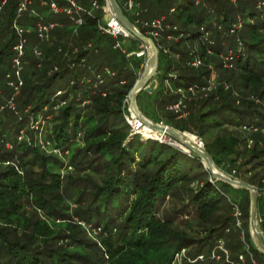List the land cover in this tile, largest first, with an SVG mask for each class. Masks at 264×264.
Instances as JSON below:
<instances>
[{
  "label": "trees",
  "instance_id": "1",
  "mask_svg": "<svg viewBox=\"0 0 264 264\" xmlns=\"http://www.w3.org/2000/svg\"><path fill=\"white\" fill-rule=\"evenodd\" d=\"M2 1L0 66L9 59L12 62L15 55L19 35L13 25L21 0H7L3 6ZM53 1L60 6L67 4L66 0ZM75 1L84 10L80 14L81 25L66 14H52L38 0H33L29 11L18 19L19 25L30 30L25 34L26 72L19 110L30 109L21 117L12 113L7 118L3 115L7 111L0 114V264H171L174 254L183 249H188L193 259L207 254L204 261L185 264H230L210 258L221 239L232 252L233 261L245 253L248 244L255 258L264 263V254L254 245L249 230V191L213 179L193 153L154 139L143 142L142 135L132 133L125 120L124 103L139 79L136 71L144 65L145 57L127 58L114 49L116 40L98 30L99 23L107 17L102 8L105 0ZM95 1L98 9L93 8ZM143 1L136 0L138 4ZM236 3L201 0L195 5L190 0H173L167 9L140 13L144 21L166 16L178 31L163 35L183 34L178 42L155 38L140 30L153 38L160 50L161 80H170L176 89L185 92L193 88L188 92V100L194 94L197 96L193 103L186 100L190 115L181 120L168 109L180 95L165 93L163 89L156 92L158 97L163 95L159 106L180 121L174 128L201 138L216 167L242 175V182L263 193L264 0ZM119 5L134 22L123 2ZM173 8L175 12L171 13ZM240 16L243 28L231 34ZM40 20L55 24L47 43L37 35L36 24ZM207 34L210 37L205 39ZM132 41L134 50L143 45ZM35 50L42 52L40 60L35 58ZM222 55H231L232 69H225L224 61H220ZM196 57L202 60L200 68L190 65ZM105 68L116 75H107ZM213 73L218 75V81L208 91ZM98 74H103L105 83L95 88ZM89 79L92 83L87 82ZM144 93L148 92L141 91L137 102ZM83 99L89 106L80 107ZM46 109L54 115V127L46 133L45 140L67 154L72 142L82 140L84 146L76 150L70 162L76 172L85 170L101 175V184L90 177H63L52 172L49 160H59L43 155L32 142L19 139L31 120L45 116ZM232 128L254 134L244 138ZM7 144H11V149L6 148ZM194 184L197 186L193 187ZM167 199H187L184 206L195 209L208 236L190 238L176 230L168 217L160 218ZM69 201L77 206L72 213L64 211L68 204L72 205ZM25 204L31 206V216L26 214ZM234 205L242 211L241 228L233 217ZM42 214L70 221L77 217L89 227L101 230V245L87 241L86 232L75 222L69 227L68 243L62 245L66 235L49 228ZM258 215L264 236L263 196H259ZM238 251L241 252L235 257Z\"/></svg>",
  "mask_w": 264,
  "mask_h": 264
},
{
  "label": "rangeland",
  "instance_id": "2",
  "mask_svg": "<svg viewBox=\"0 0 264 264\" xmlns=\"http://www.w3.org/2000/svg\"><path fill=\"white\" fill-rule=\"evenodd\" d=\"M136 1V0H135ZM175 1V0H174ZM232 4H237V3H233L231 0H229ZM173 2V0H144L143 3H139L137 6V10L140 11L141 14H144L147 11H150V13H154L157 12L160 8V10L162 8L167 9L168 4ZM201 2V1H200ZM136 3V2H135ZM161 3V5H160ZM160 5V6H159ZM146 14V13H145ZM147 18H151L153 15H145ZM241 17V16H240ZM104 19H107V17L105 16ZM150 21V20H148ZM215 25V24H214ZM209 35L205 36V39L209 38ZM119 42L122 46V48L126 49L128 51V56H126L127 58L131 59L134 58V49L129 46V44L127 43V39L121 37L119 38ZM174 42V41H173ZM144 45V44H143ZM145 50L147 52V55L145 57V63L143 65V67L141 68V71L138 70L136 71L137 73V77L140 79V77L142 76V73L144 71L145 65L147 63L148 60V55H149V49L147 47V45H144ZM144 47L138 48V50L136 52L140 53L141 50L140 49H144ZM122 53V50H119ZM35 58L37 60H40L42 58V55H38L37 53H34ZM225 56H220V61H224V63L226 62L225 60ZM41 69V68H40ZM225 69H232L229 67H225ZM10 73L13 72V67H12V62L11 59L6 61V64L0 66V114H3L5 111L6 114H3L4 116H6L7 118L12 116V113H14L15 117H21L22 113H29V109L30 108H26L23 112H21L19 109V100L20 97L22 95V91L24 88V84L21 87V92L20 94H18L17 96H14V92L12 91V89L10 88V86L8 85V77H5L6 73ZM23 74L24 72H26V67L24 66L23 68ZM7 73V74H8ZM160 77H162V74L157 70L156 75L152 78L151 80V87L155 90L154 93H144L140 96L137 105L138 108L140 109V112L146 117L149 116L152 119H157V120H152L156 123L159 124H163L164 126H168L170 129H173L175 131H178L180 133H182L183 135H185L188 139L192 140L193 142H197L198 140V136L193 135L189 132H182L176 128H174V126L180 124V121L177 120L176 118L172 117V114L166 110L165 108L159 106V102L160 99L163 95H161L160 97L157 96L156 92L160 91L159 88V79H161ZM176 77V76H175ZM218 78L217 74H212V80L211 83L216 85V79ZM138 79V80H139ZM166 80V79H165ZM161 81L160 83L163 84V91L166 93L167 91H170L171 95L172 94H176V95H180L181 98H183V96L185 97L186 100H188V92L183 91L178 93V89L175 88L174 83L170 80L167 81ZM109 80L107 79V82ZM23 83H24V79H23ZM162 87V85H161ZM174 91V92H173ZM129 96V95H128ZM191 100H188L190 103H193L192 99L196 100L197 96L196 95H192L191 96ZM79 99V97H78ZM79 100H82V98H80ZM10 101H12V104H10ZM89 106V102L86 101V99H83L82 104H80V107H87ZM129 107L127 106L126 110L128 111ZM45 116H43L42 114L38 117L37 121H30L28 124V128L25 129V133L22 134V132L18 135L19 139L24 141H28V142H32L34 145L38 146L41 151L42 154L47 156V157H53L56 160H59V163L57 161H55L54 159H50L49 160V167L51 169L52 172L54 173H60L61 176L63 175V177L70 175V176H81L83 178L85 177H90L92 178L95 182H97L98 184H101L102 181V177L101 175H98L97 173H92L91 171H85L82 170L80 172H76L73 167V165L71 164L70 160L72 158L73 155H75V152L78 148L83 147L84 144L81 143L82 140H77L76 142H72V145H70V152L67 154L66 152H62L60 149L54 147L52 145L51 142L45 140L46 138V133L47 135L49 133H51L53 127H54V115L52 116L51 114H49L48 110L46 109L44 112ZM172 117V118H171ZM148 118V117H147ZM149 119V118H148ZM151 120V119H150ZM160 121V122H157ZM27 130H30L31 133H27ZM233 131H238V130H234L233 128L231 129ZM49 131V133H48ZM242 132H244V130H241ZM143 132V136L142 137V141L146 142L145 140H149V139H154L157 140L161 143H166L171 145L174 148H178L180 150H182L183 152H185L184 149H182L180 146L175 145L174 143L171 142V140L169 138H167L166 136H159L157 133L155 132H150V134H148V129L144 128ZM239 132L240 134H242L244 136V138H250L249 136L251 134H254L252 131L250 130H245V133ZM23 135V136H22ZM22 136V138H21ZM25 137V139L23 138ZM80 141V142H79ZM48 143V144H47ZM82 144V145H80ZM9 145V146H8ZM254 145V140L251 144V147L249 146L248 148L251 149ZM7 149H11V144H7L6 146ZM215 166V165H214ZM215 168L231 177L232 179L236 180V181H241L242 175H238V173L235 174V172H231L228 173V170H226L225 167H216ZM251 175L248 174L247 178H250ZM217 181V180H216ZM242 182V181H241ZM264 183V181H263ZM80 187H82L83 182H80ZM89 185H92V183H89ZM197 184H194L193 187H196ZM235 188V187H234ZM236 189H240V188H236ZM259 196H263L264 197V192L263 193H259ZM68 204L69 208L68 209H64L65 212H69L72 213L77 206L73 203V201H69ZM187 203V199L184 201H179L177 200H173V199H167L164 202V206L161 208V212L159 213V217H168L172 222H173V226L175 227L176 230L180 231V232H185L187 233L188 237L193 238V239H200L203 237H207L208 234L204 231L205 229V224L202 223L198 218H197V214L195 209L192 206H184V204ZM25 210L28 211L26 214L29 216L32 215L31 213V206H28V204H25ZM72 215V214H70ZM42 220L43 222L52 230H54L55 232H61V234L66 235L65 237H63L61 240V244L62 245H66L68 243V239H66V237H69L70 234L69 232H71L70 228L72 225L71 223H77L79 226H81L84 231L86 232L87 236L86 239L87 241L90 240L92 242L98 243V245L100 244L101 241V237L102 236V232L101 230H96L93 229L92 227H89L88 224H86L84 221L79 220L77 217L74 216V218H72V220L70 221V219H64V218H51V217H46V215L42 214ZM23 220V219H21ZM259 223H260V219H259ZM210 227V226H209ZM94 230V231H93ZM101 245V244H100ZM76 249H80V248H76ZM241 251H238L235 253V257L238 256V254ZM207 254H204V256H206ZM205 259V258H204ZM194 259L192 257H190L188 255V249H183L182 251H180L179 256L177 257V253L174 254V260L173 263L171 262V264H185L187 262L189 263H195L193 262ZM199 261H204L203 259H200Z\"/></svg>",
  "mask_w": 264,
  "mask_h": 264
},
{
  "label": "built area",
  "instance_id": "3",
  "mask_svg": "<svg viewBox=\"0 0 264 264\" xmlns=\"http://www.w3.org/2000/svg\"><path fill=\"white\" fill-rule=\"evenodd\" d=\"M42 6L48 7L50 12L54 15H61L66 14L69 16V18L77 25H81L83 23L82 18L80 17V14L84 12V10L79 7L75 0H66L65 6H60L57 2L53 0H38ZM195 3V5H199L201 0H190ZM233 3H236L237 0H231ZM7 0L2 1V6L5 5ZM33 5V0H21L18 9H17V18L14 21V29L16 30L17 34L19 35V42L14 48L15 55L12 59V67L13 72L8 73L6 76L8 77V85L14 92V96H17L21 92V87L23 86V68L25 66V60H26V45L28 43L27 37H25V34L30 33V30L24 29L21 25L18 23V19L21 18V16L28 12L30 7ZM124 9L132 16V19L134 22H132L128 17V19L139 29H144L147 34L155 37V38H165L168 41H174L178 42L180 39L184 37L183 34H177L172 35L168 34L166 37H164V33L170 32V31H178V28L176 26H172L167 22V17L162 16L160 18H156L150 21H144L140 19V12L136 9L135 3L133 0H126L123 4ZM93 8L98 9L99 4L95 1L93 3ZM107 14V19H104L101 21L98 25V30L105 36H110L113 39L116 40V43L114 45V49L116 50H122V53L126 56H128V51L124 48H122L119 38L123 37L125 39H135L133 35L128 32L123 25L119 22L117 17L111 12L109 7L107 5L102 7ZM175 12V8L171 9V13ZM33 15L38 16V13L35 11L32 12ZM243 19L241 17H238L234 25L231 29V34H235L238 31H240L243 28ZM55 24L52 23H46L42 20L38 21L36 24V31L38 38L42 42H49L50 41V33L54 29ZM221 29V27H219ZM209 35V34H207ZM91 47V45H89ZM144 47V45H142ZM141 52H135L134 55L138 58L146 57L147 52L144 49H140ZM35 53L38 55H41L42 52L40 50H35ZM231 54V53H230ZM231 55L229 57H226L225 65L224 67L231 68L232 65L229 64V61L231 60ZM194 68H200L202 66V60L196 57L190 64ZM105 73L109 76H115L116 73L112 72L111 70L105 68ZM97 82L93 84V86L96 88L99 85H104L105 80L103 78V74L96 75ZM92 79L87 80L88 83H92ZM215 85L211 83V86L207 88L208 91H211ZM184 90L179 89L178 93L183 92ZM193 91V88L188 90ZM60 94V93H59ZM103 96H105V92L102 93ZM195 95V94H194ZM10 104H12V101H10ZM127 106L129 107L128 111L126 110ZM124 109H125V120L127 124L130 126L133 134L138 135H144L143 130L145 127H147L141 119H139L134 111L132 110L131 103H130V96L127 97L124 103ZM168 109L177 116V119H188L190 115V111L188 109V105L186 103V99L183 96V98H178L177 101L171 103L168 106ZM161 125H163L161 123ZM164 126V125H163ZM150 128V127H149ZM148 128V129H149ZM256 131V129L254 130ZM264 132V130H263ZM22 134H24V131H22ZM23 136V135H22ZM21 136V138H22ZM144 137V136H143ZM252 142H250L251 144ZM48 144V143H47ZM197 144L205 149V145L201 138H198ZM9 146V145H8ZM187 152V151H185ZM190 154V152H187ZM233 217L236 220V226L238 228L242 227V211L238 205H234L233 207ZM179 256V253H177V257ZM205 256H199L198 258L194 259L193 262H197L200 259H204ZM210 258L212 260H215L217 262L225 261L230 264H264L262 262H259L254 254L252 253L250 246L248 244H245V253H242L238 256L237 261L232 260V252L227 247L225 240L221 239L218 241L216 247L211 252Z\"/></svg>",
  "mask_w": 264,
  "mask_h": 264
},
{
  "label": "water",
  "instance_id": "4",
  "mask_svg": "<svg viewBox=\"0 0 264 264\" xmlns=\"http://www.w3.org/2000/svg\"><path fill=\"white\" fill-rule=\"evenodd\" d=\"M107 7L110 8L111 12L117 17L119 22L123 25V27L130 32L135 40L147 45L149 48V55L148 60L145 65L144 71L142 76L139 80H137L135 86L131 90L130 96V103L132 110L136 114V116L143 121V123L152 129L156 130H163L168 131L170 140H173L178 146L184 149L187 152L193 153L194 155L198 156L204 166L208 169L211 173L212 178L225 182L235 188L245 189L250 193V219H249V230L251 234L252 241L256 248L264 254V236L262 231L260 230V223H259V215H258V200H259V190L255 186L250 184L236 181L231 177L219 172L212 162L211 157L207 154L205 149L201 148L197 142H188L185 139V136L173 129H170L168 126H163L159 123H156L146 116H144L137 105V96L141 91H147L148 93H154V89L151 87V80L156 75L158 66H159V56L160 50L155 43L154 39L148 37L142 31L137 28L122 12V9L116 0H105ZM148 140V139H147Z\"/></svg>",
  "mask_w": 264,
  "mask_h": 264
},
{
  "label": "bare ground",
  "instance_id": "5",
  "mask_svg": "<svg viewBox=\"0 0 264 264\" xmlns=\"http://www.w3.org/2000/svg\"><path fill=\"white\" fill-rule=\"evenodd\" d=\"M110 9V8H109ZM149 49V48H148ZM150 51V50H149ZM145 128H149V127H145ZM150 132H155V133H157L159 136H156V137H159L160 138V135L161 136H166L167 138H169L170 139V137H169V133H168V131L166 132V131H163V130H156V129H152V128H149L148 129V134H150ZM185 136V135H184ZM185 139H187L186 141H188V142H193L192 140H190V139H188L186 136H185ZM158 140V139H157ZM198 140V139H197ZM171 142L172 143H174V141L173 140H171ZM193 143H196V142H193ZM175 145H177L176 143H174Z\"/></svg>",
  "mask_w": 264,
  "mask_h": 264
},
{
  "label": "crops",
  "instance_id": "6",
  "mask_svg": "<svg viewBox=\"0 0 264 264\" xmlns=\"http://www.w3.org/2000/svg\"><path fill=\"white\" fill-rule=\"evenodd\" d=\"M124 1H126V0H117V2H118V4H120V3H122L123 2V4H124ZM134 1V3L136 2L135 0H133ZM105 5H106V2H105ZM136 5H138V3L136 2L135 3V6ZM136 9H137V6H136ZM113 39V38H112ZM115 40V39H114ZM132 40H135V39H127V43L129 44V46H131L133 49L136 47L134 44H133V41ZM141 47V45H139L138 46V48H140ZM137 50H134V52H136ZM143 67V65L141 66V68ZM141 68H140V71H141ZM160 80L161 79H159V88L161 89V88H163V84L162 83H160ZM162 81V80H161ZM161 85H162V87H161ZM140 110V109H139Z\"/></svg>",
  "mask_w": 264,
  "mask_h": 264
}]
</instances>
